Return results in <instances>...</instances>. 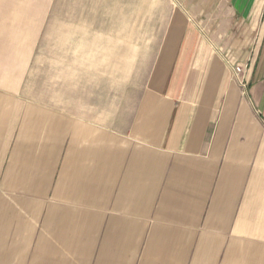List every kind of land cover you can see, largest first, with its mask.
Returning a JSON list of instances; mask_svg holds the SVG:
<instances>
[{
  "label": "crops",
  "instance_id": "obj_1",
  "mask_svg": "<svg viewBox=\"0 0 264 264\" xmlns=\"http://www.w3.org/2000/svg\"><path fill=\"white\" fill-rule=\"evenodd\" d=\"M0 264H264V0H0Z\"/></svg>",
  "mask_w": 264,
  "mask_h": 264
},
{
  "label": "built area",
  "instance_id": "obj_2",
  "mask_svg": "<svg viewBox=\"0 0 264 264\" xmlns=\"http://www.w3.org/2000/svg\"><path fill=\"white\" fill-rule=\"evenodd\" d=\"M241 72V68L239 66L233 67V74L235 77H238V74ZM239 83L241 86L244 88L245 87V82L241 79L238 78Z\"/></svg>",
  "mask_w": 264,
  "mask_h": 264
}]
</instances>
